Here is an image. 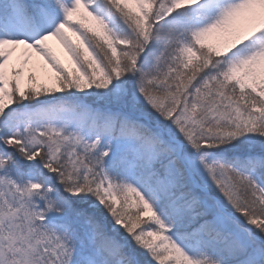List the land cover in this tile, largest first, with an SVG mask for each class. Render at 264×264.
Returning <instances> with one entry per match:
<instances>
[{"label":"snow or ice","instance_id":"snow-or-ice-1","mask_svg":"<svg viewBox=\"0 0 264 264\" xmlns=\"http://www.w3.org/2000/svg\"><path fill=\"white\" fill-rule=\"evenodd\" d=\"M0 264H264V0H0Z\"/></svg>","mask_w":264,"mask_h":264},{"label":"rangeland","instance_id":"rangeland-1","mask_svg":"<svg viewBox=\"0 0 264 264\" xmlns=\"http://www.w3.org/2000/svg\"><path fill=\"white\" fill-rule=\"evenodd\" d=\"M52 43L54 44V46H56L54 41H53ZM57 47H58V46H57Z\"/></svg>","mask_w":264,"mask_h":264}]
</instances>
